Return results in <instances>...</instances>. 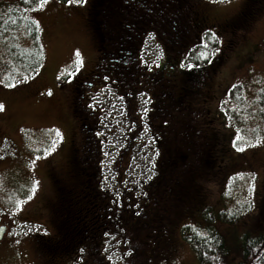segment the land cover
Segmentation results:
<instances>
[{
  "label": "rangeland",
  "instance_id": "rangeland-1",
  "mask_svg": "<svg viewBox=\"0 0 264 264\" xmlns=\"http://www.w3.org/2000/svg\"><path fill=\"white\" fill-rule=\"evenodd\" d=\"M246 1L193 0L191 6L213 24H222L235 19ZM89 2L47 0L42 7L40 1L25 10L22 0H0V7H19L34 22L42 57L41 64L29 77L20 70L12 72L8 48L13 42H0V104L3 105L0 109V225L7 227L0 240V264H84V258L83 262L75 260V251L52 252V258H47L50 248L45 242L54 245V240L49 238L55 234L50 221L54 181L58 176L69 175L73 150L79 140V119L72 107L75 91L98 60L86 19ZM245 16L235 25V36L219 35L216 47L221 51L212 55L218 59L209 82L203 86L207 90L205 108L209 120V124H204L216 136L214 147L221 149L204 187V202L212 207L213 213L242 212L232 226L214 222L226 240L227 254L234 259L246 234L254 236L264 232V0H256L249 16ZM206 36H202L203 41ZM15 41L18 49L28 50L32 46L25 26L17 30ZM157 41L151 36L142 53L143 59L151 60L154 68L163 59L162 47ZM76 50L83 60L80 65L76 64ZM186 53L187 49L183 56ZM178 70L179 67L172 68L168 74ZM69 72L72 80L67 79ZM168 78L173 85H178L176 79ZM95 90L94 94L91 92L90 102L100 111V130L106 137L101 156V191H113L116 181L123 176L120 171L126 172V179L124 176L122 180H126L127 186H140L141 180L151 175L148 166L154 160L151 134L141 130L146 122L143 115L147 101L143 97L138 100L137 115H141L137 117L141 128L138 135L141 136L137 135L133 142L142 144L133 148V143L126 145V129L133 133L130 128L136 122L132 115L126 119L125 113L130 115L134 111L124 109L122 99L106 86ZM125 145L129 156L123 158L120 153ZM189 225L206 224L196 215L190 218ZM175 230L179 231L178 225ZM110 244L111 240L102 245L109 264H136L128 257L123 258L122 251L117 253ZM139 248L143 249V245ZM169 256L171 264H200L195 251L179 236L171 243Z\"/></svg>",
  "mask_w": 264,
  "mask_h": 264
},
{
  "label": "trees",
  "instance_id": "trees-1",
  "mask_svg": "<svg viewBox=\"0 0 264 264\" xmlns=\"http://www.w3.org/2000/svg\"><path fill=\"white\" fill-rule=\"evenodd\" d=\"M40 1L22 0V4L27 10ZM192 1L90 0L86 19L98 52V62L90 76H98L104 86L122 99L124 109L134 111L125 116L127 119L132 115L136 122L133 128L128 127L133 133L126 129V144L133 143V148L142 144L133 142L141 129L138 100L148 98L143 115L146 122L141 130L151 134L154 160L148 166L151 175L142 179L140 186H127L126 180H122L126 172L120 171L123 176L116 181L113 191H101L100 112L88 105L86 98H82L84 93L77 88L72 107L79 119V140L68 175L72 184L57 191L54 181L61 199L51 207L50 221L55 234L54 245L45 242L50 248L47 258H52V252L75 251V260L83 262L84 258V264H109L102 245L111 240L110 245L117 253L122 251L123 258L128 257L136 264H171L169 248L179 236L195 251L200 264H264V232L246 234L234 259L227 254L226 240L216 223L232 226L242 212L213 213L212 207L204 202V187L221 149L214 147L216 136L204 124H209V120L203 114L206 111L203 86L213 73L214 57L201 59L200 54L211 53L218 43L210 42L205 48L211 33L205 41H199L200 34L193 31L194 23L188 12ZM255 1L247 0L240 15L253 9ZM21 26L26 27L32 42L28 50L14 45ZM149 34L156 35L165 51L163 63L152 70L139 62ZM39 38L34 22L23 10L0 7V42H13L8 48L12 62L7 61L13 67L12 72L20 70L29 77L36 71L42 62ZM185 49L187 53L183 56ZM189 63L194 67L188 68ZM171 67L180 70L169 76ZM168 77L176 79L178 85H173ZM126 151L129 149L125 145L120 153L123 158L129 156ZM196 215L205 226L189 225L190 218ZM177 225L179 231L175 230L178 231L175 234ZM112 241L117 243L114 245Z\"/></svg>",
  "mask_w": 264,
  "mask_h": 264
},
{
  "label": "flooded vegetation",
  "instance_id": "flooded-vegetation-1",
  "mask_svg": "<svg viewBox=\"0 0 264 264\" xmlns=\"http://www.w3.org/2000/svg\"><path fill=\"white\" fill-rule=\"evenodd\" d=\"M188 12H189L190 18H192L193 23H194L193 31H195V32H196V30L198 31V33L201 36L200 40H202V36L205 33H211V32H215L217 34V36H219L220 34H228V35L232 34V36H235V33H236L235 31L237 30V27H235V25L237 24V22L239 23V21H242V18H241L242 16L239 14L237 17H235V19L225 21L222 24H217V23L213 24V22L209 21V19L207 18L206 15H204L202 12H199V11H193L192 7L188 8ZM249 14H250V10H248V13L246 14V16L245 15L244 16L247 17V16H249ZM209 29H211L213 31H211ZM155 37H156V35H155ZM228 42H231V41H228ZM132 61H133V63L136 62L135 59H133ZM139 62H140V60H139ZM140 65H141V62H140ZM171 68H173V67H171ZM174 77H175V75H174ZM98 78H99L98 76L95 77V76L89 75L88 77L85 78V80H82V82L79 85L81 92H83L85 94L82 96V98L83 97L86 98L87 94L94 92V90L98 86L102 85L101 81H99ZM204 93H205V97L207 98V90H204ZM203 114H206V111H203ZM56 182H57V186H58L57 191L62 190V189L66 190V189L70 188L71 184H72L69 176H66V177L58 176L56 178ZM60 199H61V195H59L56 192V187H55V198L53 200L54 201L53 206L56 205L57 203H59ZM53 206H51V207H53Z\"/></svg>",
  "mask_w": 264,
  "mask_h": 264
},
{
  "label": "snow or ice",
  "instance_id": "snow-or-ice-1",
  "mask_svg": "<svg viewBox=\"0 0 264 264\" xmlns=\"http://www.w3.org/2000/svg\"><path fill=\"white\" fill-rule=\"evenodd\" d=\"M47 0H41V3L39 6H43L44 3H46ZM69 3H76V4H85L87 2V0H68ZM215 41H219V37L217 36V34L215 32H211V34L208 36L207 40L205 41V48L207 49L209 46H210V42H215ZM221 51V49L219 47H216L214 49L213 52H208V51H204L200 54V58L201 59H205L207 58L209 55H215V54H218L219 52ZM75 55H76V64L77 65H80L83 63V60L81 59L80 57V52L79 50H76L75 52ZM187 67L188 68H193L194 65L189 63L187 64ZM67 79L68 80H72L73 79V76L71 74V72H69L68 76H67ZM105 79H108L107 77H105ZM236 88V85H233V89ZM49 92H51V90H49ZM3 108V105L0 104V109ZM57 134L59 135V130H57ZM53 147H55V144L53 143ZM48 154V150H45V155ZM148 179H151V177H148ZM34 187H35V184H34Z\"/></svg>",
  "mask_w": 264,
  "mask_h": 264
},
{
  "label": "water",
  "instance_id": "water-1",
  "mask_svg": "<svg viewBox=\"0 0 264 264\" xmlns=\"http://www.w3.org/2000/svg\"><path fill=\"white\" fill-rule=\"evenodd\" d=\"M4 232H5V226H1L0 227V240L2 239Z\"/></svg>",
  "mask_w": 264,
  "mask_h": 264
}]
</instances>
